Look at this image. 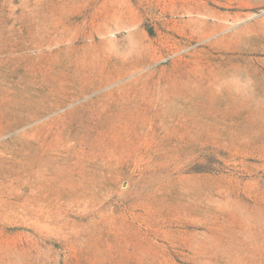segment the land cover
<instances>
[{
  "label": "rangeland",
  "instance_id": "obj_1",
  "mask_svg": "<svg viewBox=\"0 0 264 264\" xmlns=\"http://www.w3.org/2000/svg\"><path fill=\"white\" fill-rule=\"evenodd\" d=\"M0 264H264V0H0Z\"/></svg>",
  "mask_w": 264,
  "mask_h": 264
}]
</instances>
